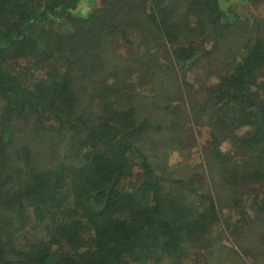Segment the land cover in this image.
I'll return each mask as SVG.
<instances>
[{
    "label": "trees",
    "instance_id": "obj_1",
    "mask_svg": "<svg viewBox=\"0 0 264 264\" xmlns=\"http://www.w3.org/2000/svg\"><path fill=\"white\" fill-rule=\"evenodd\" d=\"M79 1L0 0V264H222L223 205L250 264L264 20L244 7L260 0H101L85 17ZM186 126L206 130L194 149Z\"/></svg>",
    "mask_w": 264,
    "mask_h": 264
},
{
    "label": "rangeland",
    "instance_id": "obj_2",
    "mask_svg": "<svg viewBox=\"0 0 264 264\" xmlns=\"http://www.w3.org/2000/svg\"><path fill=\"white\" fill-rule=\"evenodd\" d=\"M100 1L101 0H80L77 7L75 8L74 12L77 16L80 17H85L88 12L94 8V7H98L100 5ZM226 1V0H225ZM233 2L237 5H241L242 6V2L243 0H233ZM244 7V6H243ZM246 11H248L251 15L256 16L260 19L264 20V0H260L257 4H247L246 7H244ZM134 51H132L131 49H125V48H121L120 49V53L124 56V54H131ZM160 60V58H158ZM161 63H164V60L161 59L160 61ZM198 79V78H197ZM196 77L192 74L189 73L187 75V81H189L190 84H194L197 83L196 82ZM216 81V78L214 76H210L207 79L208 83H214ZM166 84H168V82H166ZM175 89L173 90L172 94L174 93ZM167 92H171V88L167 89ZM2 107H3V103L2 101H0V113L2 111ZM19 125V123H18ZM19 127V126H17ZM186 130H188L191 135L189 136V141H190V145L189 147H191L192 149H194V147H196V145H198V140L201 142L203 138H205L207 135L205 133L206 130H200L199 127H196L195 129L193 128H188L186 126L185 128ZM22 135V134H21ZM24 136V135H23ZM29 140L31 142H33L35 139L28 137ZM165 138V137H163ZM33 140V141H32ZM154 140V139H152ZM152 140H145L144 142L141 143V145L147 149L148 154L151 158V161L155 162V163H160V159H159V155L161 152V147L163 144L160 141V139L154 140L152 142ZM152 143H154L156 145V148L153 147V145H151ZM170 146H174L173 143H169ZM173 155H172V160H176L181 158L182 156L178 154V150L176 151H172ZM179 174H173L174 176H181L183 174V171H179ZM225 206L223 209V217H224V222L229 223V227L226 228V232L224 234H220L218 240L221 241L220 243L223 244L226 248L224 249V251H220L222 257H223V262L222 264H245V261L241 258V256H238L237 253L235 252V250L232 248V243H230L229 240L232 239V232L231 230H234L233 227H231V224H235L236 220H237V212L236 210L230 208L227 205H223ZM242 231V228L241 230ZM250 230H246L245 231V235H240V241H241V246L244 247H249L251 248V254H250V258L248 257V259H246V261H249L250 264H264V248L261 247V245H259L258 243H255L258 234L253 236V235H249ZM255 233V230H254ZM217 234V233H215ZM259 241V240H258ZM261 242V241H260ZM264 243V242H262Z\"/></svg>",
    "mask_w": 264,
    "mask_h": 264
}]
</instances>
